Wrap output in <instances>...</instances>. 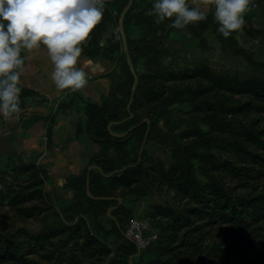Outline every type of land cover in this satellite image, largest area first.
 <instances>
[{"label": "trees", "instance_id": "1", "mask_svg": "<svg viewBox=\"0 0 264 264\" xmlns=\"http://www.w3.org/2000/svg\"><path fill=\"white\" fill-rule=\"evenodd\" d=\"M127 3L105 0L81 42L80 59L111 64L95 77L109 81L97 101L75 90L38 115L48 98L25 84L23 69L22 110L10 119L31 114L41 126L30 136L44 141L29 161L21 152L0 157V264H264V56L239 40V30L246 41L264 38L253 23L264 0H251L246 23L227 37L213 10L177 28L172 18L156 22L153 0H131L123 31L137 83L128 110L134 76L118 29ZM185 37L199 53L176 60ZM210 37L242 66L207 56ZM79 101L73 140L96 147L57 191L41 155L54 147L58 113ZM7 120L0 116V125ZM131 219L147 223L140 249L126 235Z\"/></svg>", "mask_w": 264, "mask_h": 264}, {"label": "clouds", "instance_id": "2", "mask_svg": "<svg viewBox=\"0 0 264 264\" xmlns=\"http://www.w3.org/2000/svg\"><path fill=\"white\" fill-rule=\"evenodd\" d=\"M202 2L208 7L191 6L192 0H153L151 12L157 23L172 18V25L183 28L207 19L214 6L218 31L227 37L246 23L251 0ZM104 7L105 0H0V116L10 119L22 110L25 52L46 48L59 89L75 91L88 83V74L77 66L81 42L101 20Z\"/></svg>", "mask_w": 264, "mask_h": 264}, {"label": "rangeland", "instance_id": "3", "mask_svg": "<svg viewBox=\"0 0 264 264\" xmlns=\"http://www.w3.org/2000/svg\"><path fill=\"white\" fill-rule=\"evenodd\" d=\"M192 4L194 6L208 7L207 5L203 4L202 0H192ZM210 10H213L214 12V6L209 7L208 11ZM261 15V13L254 14L253 16L255 19H253V23L256 24L255 26L257 27L264 28V15L262 17ZM171 36L172 37L170 38L169 42L173 43L175 42L174 40L176 39V34H171ZM245 38V35L242 33L241 30H239V40L241 41V44L250 49L251 51L254 50L253 52L255 53V55L260 56L262 58L264 56V38H258L254 41H246ZM208 42L210 43V47L208 49V52L206 53L207 56H211L214 60L222 61L233 67L242 66L243 61L241 59L228 58L218 52L215 47V43L211 37L208 39ZM183 44L185 46V49L179 50L180 57H176V60L181 59L184 56H190L192 54L196 56L199 53L198 48L195 47L196 43H193L192 39L185 37L183 40ZM41 50L42 49L39 48L31 52H25L28 59V66L24 68V81L26 85L37 88L42 94V96L48 98L46 105L36 107L37 109L35 107L31 108L30 112L36 109V114L39 115L40 111H42L44 115H47L50 109L48 108V106H53L54 108V106H56V103L59 102L58 100L63 98V96L65 98L64 100H68V98H70V94L73 91L69 88L59 89L56 87L50 75L52 71V66H50L49 69L46 68L47 65H45V63L47 62L48 58L46 57L45 53H43ZM77 66L83 67L86 73L88 74V83L83 88L78 90L81 92L83 98H85L86 100L97 101V92L99 91V89L101 90L105 88V86H108L109 81H105V83H103L105 79L98 77L96 79L95 77L105 72L107 69H110L111 64H109L107 61H104V63H102V61L100 60L89 61L78 58ZM78 105L80 107H77L75 109L71 108L70 110L65 111V113H58L53 126L54 147L51 150H47L46 152H44L43 155H41V159L46 158L44 160L46 162L44 166H46L48 174L50 176V180L47 185L49 188H55L57 191L62 190L63 182L69 177H71L72 174H74L72 173V166L74 167L76 164L77 169L83 168V164L81 163V157H88L90 154L93 153L96 147L95 144L91 143L85 137H82L80 139L82 146H78V143L73 140L71 126L72 124H74V121L79 116V109L83 105V101H79L77 106ZM51 112L52 111H50V113ZM25 119L26 120L23 121L19 120L16 117L13 119L14 123L11 119H8L4 123V125H0V129L6 128L7 131L9 130L8 133L6 131L5 138L1 139L3 143H1L0 157H7L8 153H10L11 156H14L16 153L21 152L25 160L29 161L30 159H33L30 157V152L32 155H34L37 146H41V144L43 145L42 141L44 140H39V138L36 141L32 136H30V131L33 132L34 130L36 132V128L37 126H41V122L34 123L31 114H29L28 117ZM15 123V129L9 128ZM43 129L44 125L42 126V134L44 133ZM4 130H2L1 132H3ZM0 138H2V136ZM38 159L39 157H37V160ZM60 193L65 195L66 198H70L71 193L69 191L63 190ZM146 233L150 236L154 234L153 231L151 232L149 228L148 230H146Z\"/></svg>", "mask_w": 264, "mask_h": 264}, {"label": "water", "instance_id": "4", "mask_svg": "<svg viewBox=\"0 0 264 264\" xmlns=\"http://www.w3.org/2000/svg\"><path fill=\"white\" fill-rule=\"evenodd\" d=\"M130 4H131V0H128V3L126 4V6L122 9V11L120 13L119 20H118V29H119V32H120V35H121V39H122V42H123L124 50L126 52V59H127V62H128L129 69L131 70V72L133 73V76H134V83L132 85L131 94H130L129 101H128L127 106H126L127 110L129 109L130 103L132 101L133 92L135 90V86H136V83H137V77H136V74H135V71H134V67H133L132 62L130 60V57L128 56V53H127L126 40H125L124 31H123V16H124L125 12L128 10V8L130 7ZM146 134H147V131H146V133L144 135V139L146 137ZM119 135L121 136V135H124V134H119ZM143 142H144V140H143ZM141 148H142V146H141Z\"/></svg>", "mask_w": 264, "mask_h": 264}, {"label": "built area", "instance_id": "5", "mask_svg": "<svg viewBox=\"0 0 264 264\" xmlns=\"http://www.w3.org/2000/svg\"><path fill=\"white\" fill-rule=\"evenodd\" d=\"M146 226L144 221L138 219H131L128 228L126 229V235L137 243L138 248H142L147 244V239L143 235V229Z\"/></svg>", "mask_w": 264, "mask_h": 264}, {"label": "crops", "instance_id": "6", "mask_svg": "<svg viewBox=\"0 0 264 264\" xmlns=\"http://www.w3.org/2000/svg\"><path fill=\"white\" fill-rule=\"evenodd\" d=\"M50 180V179H49Z\"/></svg>", "mask_w": 264, "mask_h": 264}]
</instances>
